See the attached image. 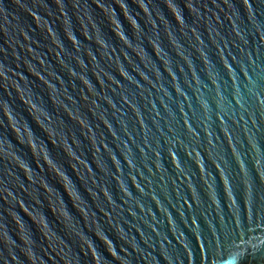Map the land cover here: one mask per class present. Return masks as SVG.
I'll return each instance as SVG.
<instances>
[{
	"label": "water",
	"instance_id": "obj_1",
	"mask_svg": "<svg viewBox=\"0 0 264 264\" xmlns=\"http://www.w3.org/2000/svg\"><path fill=\"white\" fill-rule=\"evenodd\" d=\"M0 264H264V0H0Z\"/></svg>",
	"mask_w": 264,
	"mask_h": 264
}]
</instances>
